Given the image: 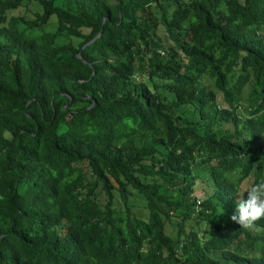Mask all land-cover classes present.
Wrapping results in <instances>:
<instances>
[{
	"label": "trees",
	"instance_id": "1",
	"mask_svg": "<svg viewBox=\"0 0 264 264\" xmlns=\"http://www.w3.org/2000/svg\"><path fill=\"white\" fill-rule=\"evenodd\" d=\"M261 178L264 0H0V264H264Z\"/></svg>",
	"mask_w": 264,
	"mask_h": 264
},
{
	"label": "clouds",
	"instance_id": "2",
	"mask_svg": "<svg viewBox=\"0 0 264 264\" xmlns=\"http://www.w3.org/2000/svg\"><path fill=\"white\" fill-rule=\"evenodd\" d=\"M247 193V199L243 198ZM245 192H241L236 202V209L231 220L239 224L242 228H252L255 223L264 219V178L254 183Z\"/></svg>",
	"mask_w": 264,
	"mask_h": 264
},
{
	"label": "rangeland",
	"instance_id": "3",
	"mask_svg": "<svg viewBox=\"0 0 264 264\" xmlns=\"http://www.w3.org/2000/svg\"><path fill=\"white\" fill-rule=\"evenodd\" d=\"M33 7V6H32ZM35 7H33L31 10H28V9H26V8H24L23 7V9H21V10H15L13 13L14 14H24V13H26L29 17H33L34 16V9ZM56 24V19H55V17H53L52 18V20H51V23H50V25L48 26V27H46V30L47 31H52V30H54V28H55V25ZM70 39H69V37H66V36H61L60 38H59V42H61V43H63V42H68ZM75 42L77 41V40H74ZM205 81L207 82V83H209V84H212V81H210L209 79H207V78H205ZM248 89L246 90V92H245V95H244V97H243V102H244V104L247 106L248 105ZM200 195H202V196H204V190H200Z\"/></svg>",
	"mask_w": 264,
	"mask_h": 264
},
{
	"label": "water",
	"instance_id": "4",
	"mask_svg": "<svg viewBox=\"0 0 264 264\" xmlns=\"http://www.w3.org/2000/svg\"><path fill=\"white\" fill-rule=\"evenodd\" d=\"M98 36H99V35H98ZM96 38H97V37H96ZM96 38H93V39H92L91 41H89L87 44H90V43H91L92 41H94ZM78 55H79L80 58L84 59V58L81 56L80 53H79ZM84 60H85V59H84Z\"/></svg>",
	"mask_w": 264,
	"mask_h": 264
}]
</instances>
